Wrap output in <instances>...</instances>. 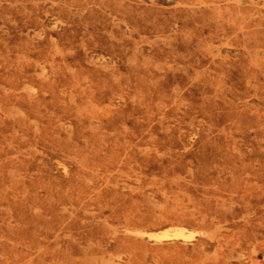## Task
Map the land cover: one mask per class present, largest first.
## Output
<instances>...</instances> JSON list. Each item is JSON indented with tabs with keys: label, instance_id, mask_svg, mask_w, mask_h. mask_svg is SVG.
Returning a JSON list of instances; mask_svg holds the SVG:
<instances>
[{
	"label": "rangeland",
	"instance_id": "rangeland-1",
	"mask_svg": "<svg viewBox=\"0 0 264 264\" xmlns=\"http://www.w3.org/2000/svg\"><path fill=\"white\" fill-rule=\"evenodd\" d=\"M263 3L0 0V264H264Z\"/></svg>",
	"mask_w": 264,
	"mask_h": 264
},
{
	"label": "bare ground",
	"instance_id": "bare-ground-1",
	"mask_svg": "<svg viewBox=\"0 0 264 264\" xmlns=\"http://www.w3.org/2000/svg\"><path fill=\"white\" fill-rule=\"evenodd\" d=\"M264 4V3H263ZM229 22V21H228ZM127 26V25H126ZM218 57V56H217ZM221 58V57H220ZM30 85V84H29ZM27 86V85H26ZM47 93V92H46ZM172 105V104H171ZM252 114V113H251ZM53 115V114H52ZM191 159V158H190ZM144 167V166H143ZM249 213H251V212H249ZM256 213V212H255ZM254 214V213H253ZM163 232H165L164 234H163ZM162 232V235H160L159 233V235L157 234V236L158 237H169L170 238V235L166 232V231H163ZM173 234H172V236H174V237H177V238H183V239H187L188 237H190L191 235H189V234H187L183 229H176V230H174V232H172ZM150 234V233H149ZM154 234V233H153ZM151 235V234H150ZM154 235H156V234H154ZM193 235V234H192ZM156 236V237H157ZM154 237V236H153ZM157 237V238H158ZM209 237V236H208ZM172 238V237H171Z\"/></svg>",
	"mask_w": 264,
	"mask_h": 264
}]
</instances>
